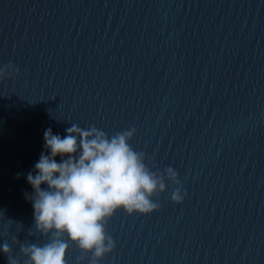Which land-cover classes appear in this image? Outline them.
Segmentation results:
<instances>
[{"label": "water", "instance_id": "obj_1", "mask_svg": "<svg viewBox=\"0 0 264 264\" xmlns=\"http://www.w3.org/2000/svg\"><path fill=\"white\" fill-rule=\"evenodd\" d=\"M9 63L0 244L20 264L13 239L47 242L29 234L27 173L47 154L44 131L63 138L72 124L109 137L134 128L146 165L179 181L152 197L158 211L113 215L115 248L98 264H264V0H0ZM78 256L89 264L70 244L67 264Z\"/></svg>", "mask_w": 264, "mask_h": 264}, {"label": "clouds", "instance_id": "obj_2", "mask_svg": "<svg viewBox=\"0 0 264 264\" xmlns=\"http://www.w3.org/2000/svg\"><path fill=\"white\" fill-rule=\"evenodd\" d=\"M18 71L11 63L0 66V80ZM65 133L62 138L51 128L44 131L47 154L41 152L26 176L32 188L31 194L25 193L33 208L29 234L34 230L47 237V242L25 244L13 239V243H19V255L26 258L23 264H67L70 244L82 254H90L89 264H98L115 248L106 225L116 212L149 215L159 209L152 197L165 191V180L179 185L172 167L163 173L152 171L145 163V154L131 147L134 128L109 137L95 126L82 129L72 124ZM184 195L176 187L171 202L180 204ZM0 253L7 264H20L7 242L0 244ZM82 259L78 256L75 264Z\"/></svg>", "mask_w": 264, "mask_h": 264}]
</instances>
